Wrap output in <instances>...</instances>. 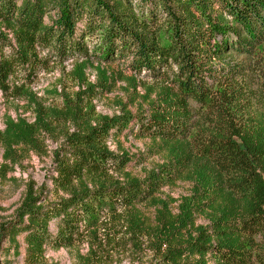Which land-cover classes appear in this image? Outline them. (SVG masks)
Listing matches in <instances>:
<instances>
[{
    "label": "trees",
    "instance_id": "1",
    "mask_svg": "<svg viewBox=\"0 0 264 264\" xmlns=\"http://www.w3.org/2000/svg\"><path fill=\"white\" fill-rule=\"evenodd\" d=\"M263 46L264 0H0V95L33 116H5L0 175L24 153L46 155L44 137L62 144L52 188L27 185L0 226L3 257L19 256L22 237L26 264L84 244L97 261L112 225L128 238L122 248L151 253L148 264H264V114L248 85L264 71L255 63ZM69 61L78 91L45 106L37 75ZM93 63L96 84L86 76ZM114 79L137 95L142 85L135 115L97 114L93 101ZM129 136L158 142L166 163L131 177L132 159L107 146ZM179 181L192 187L173 214L160 194Z\"/></svg>",
    "mask_w": 264,
    "mask_h": 264
},
{
    "label": "rangeland",
    "instance_id": "2",
    "mask_svg": "<svg viewBox=\"0 0 264 264\" xmlns=\"http://www.w3.org/2000/svg\"><path fill=\"white\" fill-rule=\"evenodd\" d=\"M255 63L264 67V46L259 48ZM96 63H93L86 69V76L89 82L96 84L98 79L96 75ZM102 69L108 71H116L115 67L101 66ZM49 70V69H48ZM41 71L33 85L32 90L42 98L45 106H59L61 98L58 95L72 94L78 91L76 83L69 76L72 70V63L69 61L61 67H52L50 71ZM264 71L260 70L255 76L252 75L248 81L250 91L254 95L252 106L256 114H264ZM124 77L129 78L130 73L124 72ZM141 82L137 80V83ZM151 84V82H146ZM57 91V92H56ZM135 94L131 85L120 79H114L110 93L104 94L93 101L97 114L114 116L121 113V108L132 115L138 113L136 105L142 104L141 97L144 96L142 85H139ZM5 116L12 119L23 118L29 122L33 121V116L24 103L5 101L0 95V129H3V121ZM136 130V128L134 129ZM46 155L35 154L32 152L24 153L20 157L21 163L11 169L6 167L3 177L0 175V226L6 222L12 221L17 208L20 205L23 194L27 185H33L34 189L46 190L51 189V179L55 178L54 159L55 153H61V142H54L44 137ZM107 146L115 155L125 153L132 160L130 165L126 167L125 172L131 177L143 179L150 171L156 170L159 166L166 163V153L158 142L151 140L135 139L134 137H121L118 140L108 142ZM3 151H0V167L4 166L2 159ZM191 184L188 182H177L174 186L165 188L161 191V198L171 209L172 213H176L177 205L181 198L189 196ZM47 194V193H45ZM48 195V194H47ZM54 198L52 195L49 197ZM142 217L146 220L153 218L154 209L151 207H142L139 209ZM197 224H204L201 219L197 220ZM117 225V224H116ZM51 231L54 233L53 227ZM105 234L107 237H103ZM123 233L118 228L110 225L101 231L99 240H101V248L94 249V255L101 257L95 264H148L153 259L151 253L145 251H131L130 244H126V248L121 246L128 242L127 237H123ZM109 240L108 245L103 243V239ZM19 245V256L13 255V249L9 250V255H5L8 251V243L0 242V264H26L24 261V243L23 238H17ZM115 241L120 248H113ZM88 245L84 244L71 250H47L45 254V262L43 264H94L92 260L87 259ZM6 261V262H4Z\"/></svg>",
    "mask_w": 264,
    "mask_h": 264
}]
</instances>
